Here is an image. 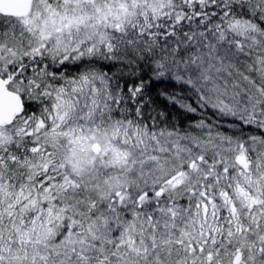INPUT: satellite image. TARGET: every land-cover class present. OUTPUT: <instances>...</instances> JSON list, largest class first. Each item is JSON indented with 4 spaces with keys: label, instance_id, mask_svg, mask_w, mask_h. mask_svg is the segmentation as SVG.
Wrapping results in <instances>:
<instances>
[{
    "label": "snow or ice",
    "instance_id": "6c2138e0",
    "mask_svg": "<svg viewBox=\"0 0 264 264\" xmlns=\"http://www.w3.org/2000/svg\"><path fill=\"white\" fill-rule=\"evenodd\" d=\"M0 264H264V0H0Z\"/></svg>",
    "mask_w": 264,
    "mask_h": 264
}]
</instances>
